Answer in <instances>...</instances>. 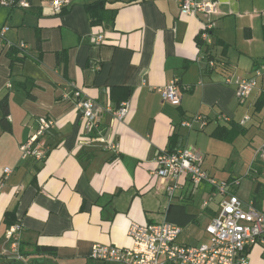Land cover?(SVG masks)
<instances>
[{
    "label": "crops",
    "instance_id": "crops-1",
    "mask_svg": "<svg viewBox=\"0 0 264 264\" xmlns=\"http://www.w3.org/2000/svg\"><path fill=\"white\" fill-rule=\"evenodd\" d=\"M17 1L0 5V28H9L0 38V100L7 98L9 122V129L0 126V264H119L91 259L92 245L129 248V224L166 221L170 204L195 215L182 225L175 209L169 213L182 228L179 242H205L203 229L218 213L221 196L203 207L211 188L201 183L193 190L184 177L160 179L155 157L192 148L202 155L201 169L215 179L219 172L209 154L240 136L258 149L264 145L262 78L243 101L224 82L226 76L249 77L264 64V0H197L217 5L209 45L197 40L206 17L182 15L179 0H71L60 12L51 0H27L28 7ZM19 43L25 46L16 53L22 61L12 62ZM174 79L178 105L157 92ZM76 89L97 106L90 130L74 104ZM124 102L129 111L118 121L110 109ZM197 114L204 125H180ZM39 117L54 121L38 138L45 151L40 161L23 158L19 150ZM100 137L118 144L117 151ZM246 176L250 192L242 198L239 177L222 181L238 180L230 192L242 208L251 203L264 214V161L253 157ZM175 180L182 187L169 197L165 187ZM8 222L21 226L22 260L10 254ZM246 260L264 264V243L251 246Z\"/></svg>",
    "mask_w": 264,
    "mask_h": 264
},
{
    "label": "built area",
    "instance_id": "built-area-1",
    "mask_svg": "<svg viewBox=\"0 0 264 264\" xmlns=\"http://www.w3.org/2000/svg\"><path fill=\"white\" fill-rule=\"evenodd\" d=\"M71 0H51L50 5L54 12H60ZM13 0H0V5H12ZM17 5L28 7L27 0H18ZM179 12L182 15L201 13L206 17V22L198 34L200 45L211 43L210 31L213 27L211 16L218 13L217 5L211 1L179 0ZM8 27L0 28V38ZM102 36L96 37L101 41ZM23 43L17 48L23 49ZM209 66H214V61H208ZM261 77L264 82V64L254 69L249 77L226 76L224 82L235 86V95L239 101L245 100L256 84V79ZM161 99L172 105H178L180 97L176 80H171L162 87L157 88ZM74 104L79 109L84 121V128L90 130L98 120L97 106L89 98L83 97L79 90H75ZM129 103L124 102L115 109H110L114 118L122 121L128 114ZM192 120H198L202 125L205 119L200 115H193L190 120L180 122L183 127L190 128ZM248 117L240 121L243 124ZM54 121L48 117L38 118V128L33 136L19 146L23 158L31 156L36 160L45 157V151L37 143L38 138L52 128ZM97 141L105 142L100 137ZM107 149L117 151L118 144L105 142ZM258 159L264 161V145L257 151ZM202 155L192 148H179L177 150H162L155 157L156 168L154 173L167 180L170 177L186 178L193 190L201 183H206L211 191L202 202L207 207L209 202L221 196L218 203L219 211L210 218L203 229L206 236L205 242L184 244L179 242L182 228L171 222L163 221L153 224H139L131 222L127 229L128 236L132 239L129 248H121L109 244L95 243L90 249L89 256L93 260L114 262L119 264H247L246 253L255 244L264 243V214L253 207L251 203L247 208H242V201L230 192L233 186L239 184L234 181H217L201 169ZM8 175L11 170L3 169ZM182 184L175 180L166 185L165 190L172 197ZM21 226L18 223L10 224L5 230L9 243L10 254L19 260L23 255L19 251Z\"/></svg>",
    "mask_w": 264,
    "mask_h": 264
},
{
    "label": "rangeland",
    "instance_id": "rangeland-1",
    "mask_svg": "<svg viewBox=\"0 0 264 264\" xmlns=\"http://www.w3.org/2000/svg\"><path fill=\"white\" fill-rule=\"evenodd\" d=\"M241 137L242 136L238 137L233 143L228 141V143L225 144L226 147L219 150L215 156L209 154L210 158L208 159L211 163H214L217 172H219V174L215 177L216 180L222 181L227 178L226 176H235L233 178L239 177L241 179L242 183L238 192L240 198H242L243 194L248 195L250 192L248 188H245L243 183L250 182V179L246 176L247 170L249 169L253 157L258 159L256 155L258 145L256 143L245 144L244 139ZM196 195L198 196V194ZM197 198L200 203L201 199L199 196Z\"/></svg>",
    "mask_w": 264,
    "mask_h": 264
},
{
    "label": "trees",
    "instance_id": "trees-1",
    "mask_svg": "<svg viewBox=\"0 0 264 264\" xmlns=\"http://www.w3.org/2000/svg\"><path fill=\"white\" fill-rule=\"evenodd\" d=\"M106 13H107V11H106ZM108 16H109V14H108ZM110 17H112V13L110 14ZM197 40H198V44L200 45V41H199L198 37H197ZM12 49L14 51V54L11 55V61L12 62H21L22 56L21 57L16 56V53H18V51H20L21 49H18L17 47H12ZM204 53L207 55L208 59L211 58V55L208 53V49L204 50ZM210 60H212V59H210ZM0 108L2 111V114L0 116V126L5 130L9 129V122L7 121L8 109H7V98L6 97H3L0 100ZM256 188H257V186H256ZM172 209L173 210L175 209L176 213H178V217H181L183 220L185 219V221H183V220L177 221L178 224L183 225L189 221L194 220V218H195V215H191V214L186 213L184 205L170 204L168 206L167 214H166L167 215V219H166L167 222L173 223V221H171L170 218L168 217L169 213L171 212ZM8 217H9L8 214H6V218H8ZM10 224H13V222H8V225H10ZM46 249H48V248H44V250H46Z\"/></svg>",
    "mask_w": 264,
    "mask_h": 264
}]
</instances>
